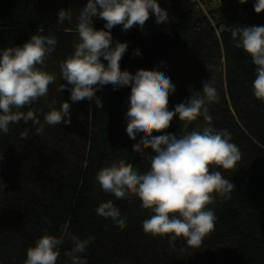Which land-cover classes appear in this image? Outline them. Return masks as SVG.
I'll return each mask as SVG.
<instances>
[{
  "label": "trees",
  "instance_id": "1",
  "mask_svg": "<svg viewBox=\"0 0 264 264\" xmlns=\"http://www.w3.org/2000/svg\"><path fill=\"white\" fill-rule=\"evenodd\" d=\"M157 2L170 21L157 24L153 14L143 29L134 26L124 31L117 25L111 29L112 47L117 42L128 45L121 71L134 75L145 69L168 75L176 89L169 96L170 110L193 94H202L206 80L216 88L219 102L207 104L212 124L231 134L241 160L231 170L212 169L235 186L231 198L217 195L208 205L216 216L214 230L199 248L188 247L183 238L171 248L168 236L144 232L142 223L152 213L141 207L138 197L116 199L96 181V173L118 159L140 173L150 170V163L133 152L143 133L132 140L126 132L123 109L130 86L114 89L109 84L97 90L102 109L96 107L95 99L72 102L67 89L59 91L67 83L59 65L74 52L79 39L75 29L87 0H0V53L22 46L37 33H52L57 39L55 51L43 66L55 75V82L46 97L21 111L31 109L43 122L51 107L59 108L60 102L67 101L71 114L70 125H48L39 134L31 121L10 124L7 134L0 132V181L7 184L0 191V264H25L27 249L45 234L59 237L64 225L82 240L95 237L80 254L87 264H264V102L252 91L256 66L231 37L234 26H264V12H255V0L244 4L216 0L210 23L199 18L191 0ZM61 9L71 16L62 24L57 21ZM92 21L95 29L107 31L103 19L93 17ZM137 49L140 55H133ZM204 124L202 116L189 123L177 115L165 132L179 137ZM26 129L28 138L21 139ZM145 152L151 154L152 149ZM109 200L119 208L125 228L97 214L98 206ZM71 248L66 239L59 247L57 264H71L66 255Z\"/></svg>",
  "mask_w": 264,
  "mask_h": 264
},
{
  "label": "clouds",
  "instance_id": "2",
  "mask_svg": "<svg viewBox=\"0 0 264 264\" xmlns=\"http://www.w3.org/2000/svg\"><path fill=\"white\" fill-rule=\"evenodd\" d=\"M239 2L244 4L247 0ZM254 10L257 14L264 12V0H255ZM153 14L157 24L170 21L167 10L157 0H87L75 29L79 39L74 52L59 65L62 80L67 82L61 84L59 91L67 89L72 102L95 99L96 107L102 109L101 100L96 96L102 86L131 87L126 132L132 140H136L137 133H143L133 145V152L149 161L150 170L140 173L131 163L118 159L101 168L95 179L105 193L114 194L116 199L139 198L141 207L152 213L142 223L145 233L168 236L171 248H175L178 238H183L188 247L199 248L215 228L216 216L208 205L215 202L217 195L222 199L231 198L235 187L220 171L212 169H234L241 160V152L231 142V134L226 129L217 130L212 124L207 104L220 99L212 82L204 81L202 94H193L187 102L170 110L169 96L176 89L168 75L145 69L137 70L134 75L121 71L120 61L128 45L117 42L112 47L111 29L117 25H122L124 31L134 26L143 29ZM93 17L103 19L107 31L95 29ZM70 20L68 10H59L58 23ZM231 37L234 46L242 49L256 66L252 91L256 99L264 102V26H234ZM56 45L57 39L52 33H37L22 46L8 47L0 53V132L7 134L9 125L20 121L25 124L31 121L37 134L48 125L71 124L67 101L60 102L59 108L51 107L43 122L31 109L21 111L46 97L49 85L55 82V75L46 72L43 66ZM133 55H140L139 50ZM56 103L52 101L53 105ZM177 115L180 121L189 123L202 116L205 124L179 137L166 133ZM28 135L26 129L20 138L27 139ZM146 148L152 149L151 154L145 152ZM6 187L0 181V191ZM96 212L119 228L126 227L119 208L111 200L101 203ZM66 239L72 244L71 251L66 253L71 264H87L80 254L95 237L82 240L72 235L67 225L62 227L59 237L45 234L37 239L27 249L25 264H57L59 247Z\"/></svg>",
  "mask_w": 264,
  "mask_h": 264
},
{
  "label": "rangeland",
  "instance_id": "3",
  "mask_svg": "<svg viewBox=\"0 0 264 264\" xmlns=\"http://www.w3.org/2000/svg\"><path fill=\"white\" fill-rule=\"evenodd\" d=\"M194 3V10L198 14L199 18L205 17L210 23L211 15L210 13L213 12L217 8L216 0L212 1H201V0H191ZM129 106V102L127 103Z\"/></svg>",
  "mask_w": 264,
  "mask_h": 264
},
{
  "label": "water",
  "instance_id": "4",
  "mask_svg": "<svg viewBox=\"0 0 264 264\" xmlns=\"http://www.w3.org/2000/svg\"><path fill=\"white\" fill-rule=\"evenodd\" d=\"M128 102L125 103V108L123 109L124 113H127V110H128V105H127Z\"/></svg>",
  "mask_w": 264,
  "mask_h": 264
}]
</instances>
